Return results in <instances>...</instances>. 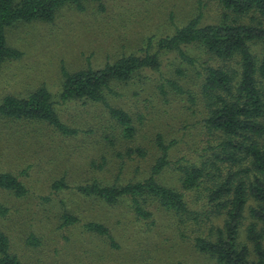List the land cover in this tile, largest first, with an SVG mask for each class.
I'll use <instances>...</instances> for the list:
<instances>
[{
    "label": "trees",
    "instance_id": "obj_1",
    "mask_svg": "<svg viewBox=\"0 0 264 264\" xmlns=\"http://www.w3.org/2000/svg\"><path fill=\"white\" fill-rule=\"evenodd\" d=\"M213 1L219 12L212 23H202L197 7L191 17L172 33L156 39L155 44L147 39L138 54L121 55L96 68L68 71L60 67L59 100L100 103L121 137L133 135L132 118L125 110L109 105L106 95L114 92L116 83L143 77V70L158 71L155 88L160 95L185 93L200 113L198 131L203 144L195 160L170 161L168 149L173 141L164 143L156 133L153 146L157 155L143 178L124 183L93 178L73 188L105 206L126 199L135 220L148 219L153 210L166 213L169 227L180 239L186 238L209 264H264V0ZM87 2L102 7L100 0H0V67L21 55L7 42L9 27L51 22L61 7L83 11ZM186 48L198 50L201 57L186 53ZM169 52L174 58L161 71L160 53ZM190 83L194 88L185 89ZM0 118L43 123L63 136L77 132L60 120L44 85L24 95L4 94ZM145 153L140 146L125 149L129 156L142 157ZM170 168L176 176L171 184L160 179ZM50 187L56 190L68 185L59 178ZM0 190L15 197L26 191L9 172H0ZM187 192H192L191 197L193 194L190 205L184 197ZM7 210L0 203V218ZM56 220L57 225L47 232L28 231L17 249L0 227V264H28V255L22 259L23 251L34 254L32 261L39 264H63L55 258L54 248L50 258H46L45 249L61 237L69 244L76 228L88 238H97L98 246L105 250L118 248L103 221L80 223L75 213L66 210ZM154 220L152 216L148 222L153 224ZM42 254L45 258L39 257Z\"/></svg>",
    "mask_w": 264,
    "mask_h": 264
},
{
    "label": "rangeland",
    "instance_id": "obj_2",
    "mask_svg": "<svg viewBox=\"0 0 264 264\" xmlns=\"http://www.w3.org/2000/svg\"><path fill=\"white\" fill-rule=\"evenodd\" d=\"M100 2L101 8L96 2H87L83 11L61 7L51 22L18 23L6 30L8 44L21 55L0 67V98L4 94L24 95L44 85L60 120L77 132L63 136L43 123L0 118V172L15 175L26 190L20 197L0 190V203L8 209L0 218V227L17 249L28 231L47 232L57 225L56 216L66 210L75 213L80 223L103 221L111 229L118 248L105 250L100 243L98 246L97 238H88L76 228L69 244L61 237L45 249L46 258L53 257L54 248L55 258L63 264H209L186 238L180 239L169 227L166 213L153 210V224L148 222L152 216L135 220L126 199L105 206L77 194L73 188L93 178L108 182L118 179L121 183L143 178L157 155L153 146L156 133L164 143L173 141L168 149L170 161L195 160L203 144L198 131L200 113L187 101L186 94L160 95L155 88L159 73L154 70H143V77H134L128 83L114 84V92L106 95L107 101L125 110L134 124L133 135L125 138L119 136L100 103L60 101L58 91L60 67L68 71L96 68L118 56L138 54L147 39L155 44L156 39L172 33L191 17L197 7L202 23H212L219 8L213 0ZM184 51L201 57L194 48ZM173 54L160 53L161 71L174 58ZM191 79L185 80L189 83ZM188 86L185 89L194 88L191 83ZM135 146L143 148L145 155L125 154L127 147ZM174 172L170 168L160 179L174 183ZM59 178L68 188L50 187ZM191 193L184 196L189 205L194 200ZM22 254V259L28 255V264H39L32 261L34 254Z\"/></svg>",
    "mask_w": 264,
    "mask_h": 264
}]
</instances>
